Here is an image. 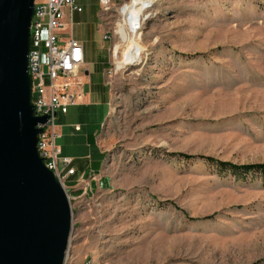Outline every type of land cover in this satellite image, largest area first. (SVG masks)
I'll return each instance as SVG.
<instances>
[{"label": "rangeland", "instance_id": "rangeland-1", "mask_svg": "<svg viewBox=\"0 0 264 264\" xmlns=\"http://www.w3.org/2000/svg\"><path fill=\"white\" fill-rule=\"evenodd\" d=\"M124 1L100 12L78 0L71 19L89 102L55 124L98 130L101 157L65 183L64 264H264L261 176L208 160L264 163V0H151L140 35H127L140 58L118 68ZM63 148L88 149L78 138Z\"/></svg>", "mask_w": 264, "mask_h": 264}, {"label": "water", "instance_id": "water-1", "mask_svg": "<svg viewBox=\"0 0 264 264\" xmlns=\"http://www.w3.org/2000/svg\"><path fill=\"white\" fill-rule=\"evenodd\" d=\"M35 0H0V264H64L72 211L43 164L28 68ZM56 117V113H54Z\"/></svg>", "mask_w": 264, "mask_h": 264}, {"label": "built area", "instance_id": "built-area-1", "mask_svg": "<svg viewBox=\"0 0 264 264\" xmlns=\"http://www.w3.org/2000/svg\"><path fill=\"white\" fill-rule=\"evenodd\" d=\"M130 1L125 0L119 10ZM98 2L100 12H106L112 0ZM152 7L153 1L143 0L145 12ZM65 10L71 15L74 11L80 12L81 8L74 4V0H35L30 25L28 68L35 115L48 116L44 124L38 125L43 131L38 136L37 150L45 167L53 172L66 191L65 183L75 174V169L71 167L72 158L61 155L56 142L60 134L55 119L58 114H65L67 108L75 105L81 96L79 88L86 63L83 45L72 37ZM119 15L120 22L128 31L141 29L143 20L139 25V20L134 17L126 15L124 20L121 12Z\"/></svg>", "mask_w": 264, "mask_h": 264}, {"label": "crops", "instance_id": "crops-1", "mask_svg": "<svg viewBox=\"0 0 264 264\" xmlns=\"http://www.w3.org/2000/svg\"><path fill=\"white\" fill-rule=\"evenodd\" d=\"M74 4L81 8L80 12H75L74 11L70 15L69 11L65 10L66 20H67V22H70L69 23V27L71 29V33H72L71 19L73 17H75V16L78 17L79 14H82L84 12L82 4H80L78 2V0H74ZM99 13H98V17H99ZM72 37L74 39H76L73 36V33H72ZM76 40L80 42V40H78V39H76ZM83 48H84V46H83ZM84 52H85V49H84ZM85 58H86V53H85ZM85 63H86V61H85ZM84 74L85 75L82 77V86L79 88L81 96L77 99V103L75 105H73V106H69L67 108V112L65 114H58V115H61V117L64 118V119H66V117L68 116L70 108L76 107V106H85L89 102L88 101V96L85 93L86 86L91 81V77L89 76V68H88L87 64H86V71L84 72ZM104 83H105V79H104ZM108 98H109V100H108L107 103L109 105L110 91L108 93ZM108 110H109V108H108ZM108 110H107V112L105 114L106 116L108 114ZM106 116H105V118H106ZM103 123L104 122H101L100 129H101ZM86 128H88V129L85 130V133H82L83 128L79 124H75L74 127L72 126V128L70 127V128H65V129H64V127L62 125H59V126L57 125V129H58L59 134H60V137L58 138L60 143L58 145H59L60 150H61V155L63 157L72 158V166L75 169V174L73 176L77 177V178L84 177L86 174H88L90 169L91 170L95 169L97 167V165H98V160L101 157V150L99 149V147L97 145V140H96L99 131L98 130L92 131V130H90L89 127H86ZM68 138H72V139L73 138H78V139H80V141L82 142L83 146H84V142H85V146L88 147L87 151L85 149V152L83 154L78 155V156H76L75 154L64 153L65 151H64L63 146L66 143V139H68Z\"/></svg>", "mask_w": 264, "mask_h": 264}, {"label": "bare ground", "instance_id": "bare-ground-1", "mask_svg": "<svg viewBox=\"0 0 264 264\" xmlns=\"http://www.w3.org/2000/svg\"><path fill=\"white\" fill-rule=\"evenodd\" d=\"M119 12H121V14L124 16V20H125L126 15L130 17L132 16L136 20H139V25H140V22L141 20H143V15L145 12L143 8V0H131L128 4H125L119 10ZM129 22L131 23V20H129ZM117 25L118 26H117L115 34L119 36V39L121 42L123 43H125L126 41L129 42V45H127V48L125 49V51L122 52V55L120 56V58H118V55L120 54L119 45L114 44L112 48V58L116 60V65L118 68H120L122 65H130V64H133V62L138 61L143 50L138 45V43L135 41V39L129 41V38L127 37V35H130L131 37H138L140 35L138 34L139 29L138 30L137 28L136 30L130 29L129 30L130 32H129L127 28L121 22H119Z\"/></svg>", "mask_w": 264, "mask_h": 264}, {"label": "trees", "instance_id": "trees-1", "mask_svg": "<svg viewBox=\"0 0 264 264\" xmlns=\"http://www.w3.org/2000/svg\"><path fill=\"white\" fill-rule=\"evenodd\" d=\"M208 160L212 163H216V165L218 166L229 168L235 172H239L243 174L258 173L261 176L264 183V163L236 166L228 162L213 161L212 159H208ZM251 264H259V262H255Z\"/></svg>", "mask_w": 264, "mask_h": 264}]
</instances>
